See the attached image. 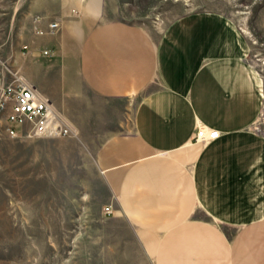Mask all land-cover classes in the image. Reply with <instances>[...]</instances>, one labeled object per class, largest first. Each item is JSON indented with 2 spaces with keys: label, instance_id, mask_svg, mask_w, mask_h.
Returning <instances> with one entry per match:
<instances>
[{
  "label": "crops",
  "instance_id": "0c3cea01",
  "mask_svg": "<svg viewBox=\"0 0 264 264\" xmlns=\"http://www.w3.org/2000/svg\"><path fill=\"white\" fill-rule=\"evenodd\" d=\"M67 6L80 17L59 26L84 33L66 44L72 55L55 57L32 83L55 109L82 90L127 102V129L107 138L95 160L111 221L126 224L151 264H264V137L253 130L262 88L241 31L205 13L156 36L105 19L102 0ZM57 62L59 80L50 75ZM198 125L218 137L195 144Z\"/></svg>",
  "mask_w": 264,
  "mask_h": 264
},
{
  "label": "rangeland",
  "instance_id": "374dc122",
  "mask_svg": "<svg viewBox=\"0 0 264 264\" xmlns=\"http://www.w3.org/2000/svg\"><path fill=\"white\" fill-rule=\"evenodd\" d=\"M102 1L105 19L132 23L156 36L193 14L211 13L234 24L261 81L262 108L253 130L264 137V0ZM68 2L0 0V74L8 67L33 85L32 80L46 77L55 57L72 55L66 44L83 35L81 25L36 34L51 22L77 20L80 12L65 9ZM51 66L56 67L52 79L59 80L61 65ZM56 90L63 92L61 86ZM80 96L56 109L73 131L66 137L10 138L0 122V264H151L126 224L112 222V211L103 213L111 206H104L109 194L95 163L102 143L127 129L128 104L102 101L83 90Z\"/></svg>",
  "mask_w": 264,
  "mask_h": 264
},
{
  "label": "built area",
  "instance_id": "2783aa9c",
  "mask_svg": "<svg viewBox=\"0 0 264 264\" xmlns=\"http://www.w3.org/2000/svg\"><path fill=\"white\" fill-rule=\"evenodd\" d=\"M72 12L75 13V10ZM58 29L59 23L51 22L45 29H37L36 34L54 35ZM44 55H48V52H44ZM0 122L5 134L15 139L66 137L73 133L52 102L35 86L27 84L18 71L8 67H4V72L0 74ZM218 134L214 129L198 125L193 142L207 144L215 140ZM103 213L110 215V208L105 207Z\"/></svg>",
  "mask_w": 264,
  "mask_h": 264
},
{
  "label": "snow or ice",
  "instance_id": "6c2138e0",
  "mask_svg": "<svg viewBox=\"0 0 264 264\" xmlns=\"http://www.w3.org/2000/svg\"><path fill=\"white\" fill-rule=\"evenodd\" d=\"M213 135H215V133H213Z\"/></svg>",
  "mask_w": 264,
  "mask_h": 264
}]
</instances>
